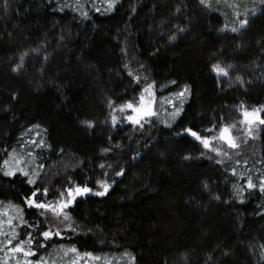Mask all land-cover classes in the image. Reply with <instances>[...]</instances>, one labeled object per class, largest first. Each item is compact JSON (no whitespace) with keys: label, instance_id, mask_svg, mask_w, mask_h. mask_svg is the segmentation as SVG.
Segmentation results:
<instances>
[{"label":"trees","instance_id":"obj_1","mask_svg":"<svg viewBox=\"0 0 264 264\" xmlns=\"http://www.w3.org/2000/svg\"><path fill=\"white\" fill-rule=\"evenodd\" d=\"M241 1L253 7L249 23L232 32L200 0H117L111 11L106 0H0V222L13 218L0 225V264L25 259L8 251L13 229V244L32 234L33 264H71L72 246L112 264H128L125 252L135 264H264V125L238 149L223 145L230 158L184 132L214 135L206 130L236 123L240 135L241 107L264 106V4ZM217 62L232 65L227 77L212 71ZM153 81L157 115L141 128L119 106L139 102ZM185 85L190 94L173 119L180 100L172 94ZM41 139L50 147L32 143ZM14 158L39 173L35 184L5 175L4 160ZM99 180L111 185L104 196L95 194ZM76 184L93 192L66 209L75 231L26 203L37 188L51 203ZM48 229L62 236L45 240Z\"/></svg>","mask_w":264,"mask_h":264},{"label":"snow or ice","instance_id":"obj_2","mask_svg":"<svg viewBox=\"0 0 264 264\" xmlns=\"http://www.w3.org/2000/svg\"><path fill=\"white\" fill-rule=\"evenodd\" d=\"M107 3V10L111 11L115 8L117 0H106ZM201 5H204L206 7H210L209 0H200ZM225 3L228 7L232 8H238L239 5L237 3H229L228 0H225ZM261 3L264 4V0H261ZM97 11L100 9L97 8ZM135 11V9H133ZM179 11V9H178ZM256 13L253 11L252 15L254 16ZM236 15L239 17V13L237 12ZM239 27H232V32H237L240 29L244 28L249 23V18L247 15H245L244 18L239 19L238 21ZM180 31H183V29H180ZM171 39L175 40L176 36H172ZM24 55H27L25 53ZM24 56H21V64L23 63ZM21 65H17L16 71L19 70ZM127 68V65H125ZM212 71L217 74L218 77L224 76L227 77L229 75V69L232 67V65L223 66L220 63H213L212 64ZM129 75H133L132 71L129 70ZM145 79H147L145 77ZM237 79H240L239 77ZM135 80L137 82L140 81L139 76H135ZM172 84H175V81L171 82ZM155 81L152 83L147 84L143 90L141 91V94L139 96V103H133V102H127L125 104H122L119 106V112L121 113H127L128 110H131V114L126 115V119L130 121L134 125H139V127L143 128L144 122H150L151 117L156 116V111L153 110V103L155 101ZM187 94H190V86L185 85L183 89L177 93H173L172 95L175 96L177 99L180 100V106L174 105L175 110L171 113V116L173 119L175 117L179 116L181 113L182 105H183V99H186ZM183 98V99H181ZM169 103H172V100H168ZM111 106V102H110ZM115 112V109L113 110ZM118 117L113 114L112 115V123L115 125L117 123ZM84 124H86L88 127H93L94 123L92 121H83ZM241 125H243V129L239 130L240 135H235L234 130H237V124L232 123H224L220 125L218 128L216 125H213L211 128L207 129V132H213L214 135H201L198 131L193 130V128L189 127L184 129V132L187 134H190L191 137H193L195 140L199 141L200 144L203 146L204 149H207L213 153H216L218 156L230 158V152L226 150L223 145L227 146V149H238L240 147L241 142L246 143L247 140H241V137H249V138H255V129L260 126L264 125V106L260 108H253L248 109L246 107H241V120L239 121ZM169 126H171L169 124ZM34 127L39 128V125H35ZM39 135V133H37ZM219 140L221 142V146H216L215 141ZM34 145L37 147H50V145H47L43 139L37 141H32ZM61 151H63L61 149ZM105 152L109 151L108 149H104ZM15 157V153H14ZM187 158V157H186ZM21 162L20 158H14L13 162H10L9 160H4V165L8 166L7 171L5 172V175L7 176H15L17 172L22 173L25 177H28V183L29 184H35V176H37L38 172H32L31 174L26 171L23 167H19V164ZM237 163H240L239 160L236 161ZM221 163H223V160H221ZM246 163V161H245ZM44 165H39V168H43ZM103 168L104 165H101ZM235 169H232L233 174L235 175ZM123 172H118L116 175H122ZM97 184L102 189V191L95 192L96 195L104 196L111 185L107 183L106 180H99L97 181ZM258 185L255 184L252 180L251 175H248L247 177V187L249 189L256 188ZM234 187H237L238 191L237 194L240 195L243 191V189H240L238 186L234 185ZM259 188L262 192H264V177L261 178V182L259 184ZM47 188L43 189V194L47 195ZM93 192V189L88 187L87 184L81 186L80 184H76L74 187H68L64 192L60 193L59 199H57L55 202H45L43 200L37 199L38 194L40 193V189L37 188L35 191L31 193V197L26 198V203L29 207H35L38 209H43L45 212H51L53 216H55L58 220H60L61 223H65V227L75 231L72 224V217L69 212L66 211V209L72 205L78 196H83L87 193ZM219 197H217L218 199ZM19 209H17V212L19 213ZM45 212H42L41 215H44ZM22 223H26V221H23L21 217ZM2 223H7L9 226L13 225V218L9 217L6 221L0 222V225ZM29 227H35L34 225H29ZM28 239L27 240H19V242L13 244V240L18 236V233L15 232L13 229V235L11 239H7V245L10 247L8 248V251L11 253H22L24 256L23 264H33L32 260L27 259L28 257L35 255V250L32 249L30 246L34 243V240L32 238V234L28 233ZM42 237L45 240H48L49 238L53 236H62V233L57 230L56 232H53L51 229L45 230L41 233ZM44 244H40V247H44ZM61 248H63V245H61ZM68 252H72L76 254V259L72 260L71 264H77V261L81 257H87L96 261L104 260V264H112V260L107 257H101L97 256L92 252H86L81 254L79 250L72 246L71 248L67 249L65 251V255L68 254ZM124 257L128 258V264H135L136 257L132 255L131 253L125 252L123 254ZM17 264H21V261H17ZM35 264H47L46 261L43 260V258L40 261H36Z\"/></svg>","mask_w":264,"mask_h":264},{"label":"rangeland","instance_id":"obj_3","mask_svg":"<svg viewBox=\"0 0 264 264\" xmlns=\"http://www.w3.org/2000/svg\"><path fill=\"white\" fill-rule=\"evenodd\" d=\"M228 2L237 3L239 7L238 8L228 7L227 4L225 3V0H209V3L211 5L209 8L216 12H219L225 18L226 27L228 29H231L232 27H239V23H238L239 19H242L245 17V15H248V11L250 12V10H252L253 7L251 5H244L241 0H228ZM262 5H263L262 3L258 4L256 9H258ZM237 12L239 13V17L236 15ZM138 103L139 102H137L136 104ZM57 221L59 226H63L65 225V223H67V222L61 223L60 220L58 219Z\"/></svg>","mask_w":264,"mask_h":264}]
</instances>
